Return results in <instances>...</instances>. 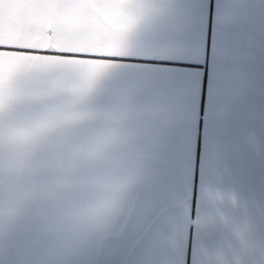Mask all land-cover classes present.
I'll return each mask as SVG.
<instances>
[{
  "label": "crops",
  "instance_id": "0c3cea01",
  "mask_svg": "<svg viewBox=\"0 0 264 264\" xmlns=\"http://www.w3.org/2000/svg\"><path fill=\"white\" fill-rule=\"evenodd\" d=\"M104 2L0 0V79L87 69L108 74L99 106L147 109L137 124L147 173L132 214L119 235L87 243L84 264H198V193L211 174L226 169L264 205V0H139L126 39L91 22L89 13L118 14ZM253 133L258 150L247 142ZM176 200L184 222L162 260L156 232ZM61 248L60 231L38 216L0 232V264H61Z\"/></svg>",
  "mask_w": 264,
  "mask_h": 264
},
{
  "label": "clouds",
  "instance_id": "9594fccd",
  "mask_svg": "<svg viewBox=\"0 0 264 264\" xmlns=\"http://www.w3.org/2000/svg\"><path fill=\"white\" fill-rule=\"evenodd\" d=\"M100 7L118 14L106 21L89 13L91 22L126 39L143 5L105 0ZM107 75L22 70L0 79V232L31 215L82 244L119 235L146 178L137 124L149 111L99 106ZM247 142L261 146L254 133ZM198 196V264H264V205L250 202L226 169L211 174ZM166 211L156 232L162 260L175 253L186 206L176 200Z\"/></svg>",
  "mask_w": 264,
  "mask_h": 264
},
{
  "label": "rangeland",
  "instance_id": "374dc122",
  "mask_svg": "<svg viewBox=\"0 0 264 264\" xmlns=\"http://www.w3.org/2000/svg\"><path fill=\"white\" fill-rule=\"evenodd\" d=\"M61 238V264H84L87 244L78 243L60 231ZM89 244V243H88Z\"/></svg>",
  "mask_w": 264,
  "mask_h": 264
}]
</instances>
